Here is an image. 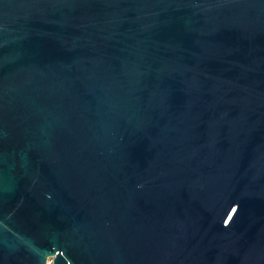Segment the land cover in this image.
<instances>
[{
  "label": "water",
  "instance_id": "1",
  "mask_svg": "<svg viewBox=\"0 0 264 264\" xmlns=\"http://www.w3.org/2000/svg\"><path fill=\"white\" fill-rule=\"evenodd\" d=\"M264 264V0H0V264Z\"/></svg>",
  "mask_w": 264,
  "mask_h": 264
},
{
  "label": "built area",
  "instance_id": "2",
  "mask_svg": "<svg viewBox=\"0 0 264 264\" xmlns=\"http://www.w3.org/2000/svg\"><path fill=\"white\" fill-rule=\"evenodd\" d=\"M48 264H53L51 261H48Z\"/></svg>",
  "mask_w": 264,
  "mask_h": 264
},
{
  "label": "rangeland",
  "instance_id": "3",
  "mask_svg": "<svg viewBox=\"0 0 264 264\" xmlns=\"http://www.w3.org/2000/svg\"><path fill=\"white\" fill-rule=\"evenodd\" d=\"M48 261H51L53 263L52 258H50Z\"/></svg>",
  "mask_w": 264,
  "mask_h": 264
}]
</instances>
